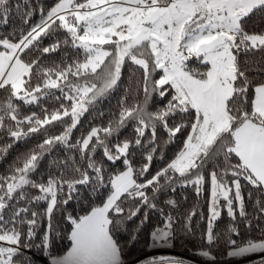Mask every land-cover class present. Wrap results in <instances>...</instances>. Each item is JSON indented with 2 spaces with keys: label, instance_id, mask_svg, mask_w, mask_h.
Returning <instances> with one entry per match:
<instances>
[{
  "label": "snow or ice",
  "instance_id": "snow-or-ice-1",
  "mask_svg": "<svg viewBox=\"0 0 264 264\" xmlns=\"http://www.w3.org/2000/svg\"><path fill=\"white\" fill-rule=\"evenodd\" d=\"M10 9V0H0V19L5 23ZM254 13H264V0H58L26 33L18 38L11 34L0 38V90L7 92L6 99L0 101V139L4 133L12 139V143L0 147V153L16 141L47 133L54 123L64 125L60 135L47 136L38 150L14 162L9 175L0 176V264H18L17 257L23 255L21 249L34 246L31 241L36 238L42 218L47 219V228L35 246L48 251L52 235L57 234L54 213L66 212L69 201L81 198L77 185L90 193H100L106 181L104 168L93 158L98 148L113 163L123 157L127 170L109 174L111 190L102 207H93L79 219L71 214L65 216L72 225V246L64 256L52 257L51 264H121L120 249L110 226L121 227L131 221L142 205L156 208L153 199L160 191L175 192L179 187L195 186L199 197L210 182L206 229L209 245L219 238L214 233V223L221 218L222 209L232 220H236L237 209L239 216L247 219L241 178L254 187L258 196H264V82L256 84L254 96L249 98L254 78L246 70L247 60L242 65L239 59L241 54L258 55L262 62L258 67L264 71V34H249L244 28L245 19ZM25 15L30 18L33 13L28 11ZM60 30L67 34L62 41L57 39L50 46L37 47L44 37H55ZM61 44L82 50L79 54L83 58L66 67H43L40 57L23 59L33 48L43 56L57 52ZM192 58L202 61L207 70L190 68L188 62ZM126 61L133 66V74L141 72L142 101L128 107L126 99H122L119 118L114 123L93 128L82 141L71 144L69 135L79 117L118 85ZM158 70L162 74L156 78ZM33 77L37 80L35 86ZM55 89L60 91V97L55 96ZM154 94L161 98L170 94L171 98L163 107L150 111ZM42 96L62 98L70 102V108L62 102L51 112L41 108V118L35 112L21 115L22 105L13 102L35 104ZM65 117H70V124L65 123ZM129 121L136 124L135 146L148 149L152 145L147 155L149 162L156 151L159 126L171 141L190 125L175 158L143 183L134 178L129 162L130 144L117 143L114 152L109 147L108 138ZM145 129H151L152 137L142 143ZM93 138L95 143H91ZM55 144L76 149L79 163L72 157L52 161L50 167L58 172H50L46 182H37L30 174ZM149 166L144 164L139 175L143 176ZM149 187L151 197L146 194ZM29 189H38L40 194L32 195ZM252 194L248 193L249 199ZM41 201H47L43 212L29 207ZM166 203L177 206L174 199ZM256 206L259 213H264V201L258 198ZM195 215L194 209L185 217L183 227L187 231H191ZM146 219L147 216L139 224L143 225ZM176 222L172 215L166 216L163 227L151 233L153 241L169 239ZM236 231V227L228 228V232ZM227 242L235 246L230 256L264 251V242L249 239L241 246L230 237ZM200 255L208 257L209 253ZM160 264L182 262L162 260ZM259 264H264V259Z\"/></svg>",
  "mask_w": 264,
  "mask_h": 264
},
{
  "label": "trees",
  "instance_id": "trees-1",
  "mask_svg": "<svg viewBox=\"0 0 264 264\" xmlns=\"http://www.w3.org/2000/svg\"><path fill=\"white\" fill-rule=\"evenodd\" d=\"M11 9L8 16L0 19V38L9 36L19 37L20 34L26 33L31 26L39 23L42 16H46L47 11L58 2V0H10ZM28 11H32L33 15L28 18L25 14ZM24 19H28V23H24ZM245 31L249 34H264V13H254L245 19L244 23ZM67 34L60 30V33L52 38L44 37L37 47H47L55 43L57 39L63 40ZM70 39V38H69ZM0 50H3L0 48ZM82 50L72 48L70 45L61 44L57 52L44 54L33 48L28 55H24L25 61H30L40 57L43 67H54L60 65L66 67L71 64L73 60L82 59L79 54ZM67 53V55H65ZM241 64L243 65L245 60L248 62V68L250 78L253 79L252 87L249 90V98L254 96V87L260 82H264V71H261L260 65L261 58L257 56L245 57L241 54L239 57ZM188 65L190 68L197 69L198 71H206L202 61H197L195 58L189 60ZM130 61H126L125 66L122 68L121 79L118 81V85L110 90L106 95L99 98L96 102L87 107L85 111L78 119V123L75 128L72 129L69 135V142L75 144L76 141L85 138L93 128L108 127L110 122H113L119 118L120 104L122 99H126V106L131 107L136 101H142L143 99V83L141 79V72L133 74L130 71ZM161 73L158 71L157 77ZM53 78H55L53 76ZM71 80L76 78L70 77ZM37 80L33 77L32 84L35 86ZM98 85L99 82L97 81ZM56 97H60L61 93L58 89L52 90ZM67 91V89H66ZM127 91V96H126ZM7 92L0 90V101L5 100ZM151 102L149 110L155 111L159 107H163L167 104L168 99L171 98L170 94H166V97L161 98L155 96ZM16 104L22 105L21 115H31L35 112L41 118L43 113L41 108L47 109L51 112L54 109L60 107V103H64L70 108V102L62 100H53L48 96H42L37 103L30 105H23L22 102L13 101ZM250 102V100H249ZM194 118V110H193ZM66 124H70V117L64 118ZM177 122H180L177 120ZM188 123L187 120L183 121ZM170 125L172 121H169ZM25 126V130H26ZM136 124L133 121H129L119 131L115 132L108 138L109 147L115 151V145L117 143L122 144L128 142L130 144V165L134 169V178L138 182H146L155 173L162 168L166 167L175 155L182 149L183 143L187 138V134L190 131V125L186 127L181 133L169 140L168 133L162 126H159L156 131L155 147L156 151L152 153L151 162L148 161L147 155L152 147L149 145L148 149L135 146ZM64 131V125L54 123L48 128L47 133L40 132L26 137L22 140L16 141L12 144L6 152L0 153V176H7L10 174V169L14 165V162L18 158H23L30 154L33 150H38V145L43 142L47 136L60 135ZM3 139H0V147L6 144L12 143V139L2 134ZM103 136V133H101ZM151 129H145V136L141 137L142 143L151 139ZM95 143V138L91 141ZM68 157H72L79 163V155L76 149L69 150L63 145L55 144L52 146L51 151L46 152L44 157L40 160L37 170L30 174L32 179L37 182H46L48 174L50 172H58V169L50 167L52 161H64ZM93 158L97 163L101 164L105 172L106 185L100 190L99 194L90 193L84 186L77 185L81 189V198L73 199L65 206V211H57L53 216V224L57 229V234H53L49 241L48 251L45 252L43 247H37L35 245L40 244L41 237L45 234L47 228V219L42 218L39 228L37 229L36 238L31 241L34 245L28 248H22V256L17 257L18 264H50L52 257H61L65 255L71 246V240L69 236L72 231V225L70 221L65 219L67 214H71L74 218L87 215L93 207H102L106 201L107 195L110 194V182H108L109 174L114 176L122 171L127 170V166L123 164V157L121 160L115 163L108 161L103 156V149L98 148L97 152L93 154ZM238 160V158H236ZM144 164H149V170L144 173L143 176L139 175L140 170ZM83 167L86 168V161L83 163ZM89 174L92 173L91 169H87ZM66 178H73L68 176ZM229 178V182H230ZM163 182V181H161ZM242 194L245 199V211L247 213V219L239 216V210L237 209L235 215L236 220H232L227 216L226 209H222L221 218L214 223V233L218 235V239L211 245L207 242V216H208V200L210 198V182L206 183L202 193L197 197L195 192V186L179 187L173 192L171 189L167 191H160L156 193V198L153 199V203L157 205L156 208H148L147 206H141L137 216L131 221H125L123 226L116 227L110 226L111 234L120 249L121 263L126 264L134 260L144 258L146 261L150 260L147 255L158 246H163L168 251H173L178 254L190 257L191 259L201 261L208 264H230L236 260V258L229 255V252L235 250V246L229 244L227 241L229 237L236 240L241 246L244 242L251 239L255 243L264 241V213H259L256 206V201L259 198L264 201V196H258V193L254 187L248 184L247 181L241 178ZM32 195H39L38 189H29ZM66 191V186H65ZM252 192V197L249 199L248 193ZM146 194L152 196V188L149 187L146 190ZM168 199H174L177 202V206L173 208L168 205L166 201ZM224 202L221 201V204ZM30 208L43 212L47 207V201H41L38 204L29 205ZM195 209L196 215L193 217L190 227L191 231L184 229L183 225L186 223L185 217ZM172 215L176 218L174 224V234L162 242H154L151 233L157 227H163L166 216ZM147 219L140 225V220ZM203 217V219H202ZM250 222V223H249ZM236 227L237 231L234 233L228 232V228ZM208 252L209 256L204 257L200 255L202 252ZM264 259V256L251 260L248 264H259Z\"/></svg>",
  "mask_w": 264,
  "mask_h": 264
},
{
  "label": "rangeland",
  "instance_id": "rangeland-1",
  "mask_svg": "<svg viewBox=\"0 0 264 264\" xmlns=\"http://www.w3.org/2000/svg\"><path fill=\"white\" fill-rule=\"evenodd\" d=\"M232 251H234V250H232ZM262 256H264V254L256 255V256L252 255V256H246V257L232 256V257L236 258L237 261L230 263V264H248L251 262V260L262 257ZM147 257L150 260L146 261L144 258H140V259L134 260V261L126 263V264H153V261H155L156 264H160V262L162 260L163 261H177L178 260V261H181L182 264H208V263H204L201 261L191 259L190 257L178 254V253L173 252V251H168L163 246H158L157 248L152 250L150 252V254L147 255ZM49 262L51 264V260Z\"/></svg>",
  "mask_w": 264,
  "mask_h": 264
},
{
  "label": "crops",
  "instance_id": "crops-1",
  "mask_svg": "<svg viewBox=\"0 0 264 264\" xmlns=\"http://www.w3.org/2000/svg\"><path fill=\"white\" fill-rule=\"evenodd\" d=\"M262 242H264V241H262ZM260 243V242H259ZM71 246H72V242H71ZM71 246H70V248H71ZM70 250V249H69ZM68 250V251H69ZM262 254H264V251H256V252H250V253H247V254H245V255H243L242 257H246V256H252V255H262ZM241 257V256H240Z\"/></svg>",
  "mask_w": 264,
  "mask_h": 264
}]
</instances>
